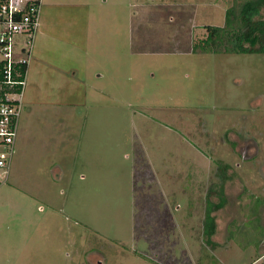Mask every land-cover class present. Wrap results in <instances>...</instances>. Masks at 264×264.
<instances>
[{
  "label": "rangeland",
  "instance_id": "obj_1",
  "mask_svg": "<svg viewBox=\"0 0 264 264\" xmlns=\"http://www.w3.org/2000/svg\"><path fill=\"white\" fill-rule=\"evenodd\" d=\"M245 1L44 0L0 264H264V53L194 51Z\"/></svg>",
  "mask_w": 264,
  "mask_h": 264
},
{
  "label": "built area",
  "instance_id": "obj_2",
  "mask_svg": "<svg viewBox=\"0 0 264 264\" xmlns=\"http://www.w3.org/2000/svg\"><path fill=\"white\" fill-rule=\"evenodd\" d=\"M44 0H0V184L9 178Z\"/></svg>",
  "mask_w": 264,
  "mask_h": 264
},
{
  "label": "trees",
  "instance_id": "obj_3",
  "mask_svg": "<svg viewBox=\"0 0 264 264\" xmlns=\"http://www.w3.org/2000/svg\"><path fill=\"white\" fill-rule=\"evenodd\" d=\"M224 26L207 25L208 36L194 46V51L264 53V0L245 1L236 14L235 8L226 13ZM249 43V44H248ZM209 201L206 214V235L215 233L216 222L212 212L225 204Z\"/></svg>",
  "mask_w": 264,
  "mask_h": 264
},
{
  "label": "crops",
  "instance_id": "obj_4",
  "mask_svg": "<svg viewBox=\"0 0 264 264\" xmlns=\"http://www.w3.org/2000/svg\"><path fill=\"white\" fill-rule=\"evenodd\" d=\"M44 12V11H43ZM43 17H44V14H43ZM32 55H33V52H32ZM32 58V57H31ZM31 62V61H30ZM30 65L31 66H33V70H34V68L36 69V65L34 66V62L31 64V63H29V67H28V73H29V70L31 71V67H30ZM26 97H27V94H26V96H25V99H26ZM26 109H27V113H29V112H31L32 111V108L31 107H26ZM28 126V125H27ZM26 125H24V127H25V130L27 131L28 130V127H27ZM22 130H23V128H22ZM21 135V134H20ZM21 146V143H20V138H17V140H16V145H15V147H20ZM7 227H4V230L6 229Z\"/></svg>",
  "mask_w": 264,
  "mask_h": 264
}]
</instances>
